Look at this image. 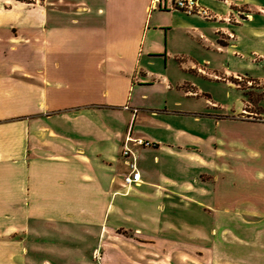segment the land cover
Segmentation results:
<instances>
[{
  "label": "crops",
  "instance_id": "1",
  "mask_svg": "<svg viewBox=\"0 0 264 264\" xmlns=\"http://www.w3.org/2000/svg\"><path fill=\"white\" fill-rule=\"evenodd\" d=\"M197 2L214 17L151 0H0V264H165V250L192 264L181 250L215 244L227 263L244 264L231 246L264 264V115L244 117V95L230 110L184 103L191 83L153 68L171 55L155 31L207 40L209 24V47L241 71L214 77L264 88V0ZM128 134L150 144L129 143L140 180L124 185Z\"/></svg>",
  "mask_w": 264,
  "mask_h": 264
},
{
  "label": "rangeland",
  "instance_id": "2",
  "mask_svg": "<svg viewBox=\"0 0 264 264\" xmlns=\"http://www.w3.org/2000/svg\"><path fill=\"white\" fill-rule=\"evenodd\" d=\"M156 9L158 8L156 7ZM201 32H203L207 40L202 37L200 39L197 38L198 40H193L192 37H187V35L185 36L181 29H176L171 30L166 41L163 36V32L161 33L158 30L155 31L154 33L157 35V42H159L160 45H163L164 42L167 43L171 55L164 54L161 58H159V60L154 59L153 68L155 70H163L169 83L173 86L177 83H191L193 89L196 90L197 93L188 99L179 97L184 103L190 101L195 104L194 106L196 108H203L205 106L204 102L207 98V100L209 99L214 101L216 104H222V106L227 105L230 110L234 104L241 99V96L244 95L245 110L253 112H244V117H251L256 120L261 118L262 115H264V111L262 112V108L264 109L263 85H259L258 82H256V89H253V81H246L241 78L237 79V81H233L234 83H239V87L241 89L238 90L235 88L233 83H231L232 79L230 76H226L223 79H216V77H214V73L219 74L221 77L224 76L223 66L226 64H230V68L236 69L237 72L241 71L237 67L235 59L232 57L224 58V55L221 57L216 52H213L209 47L211 44L209 42L211 39L210 37H212L209 24H205ZM198 34H200V32L197 33V35ZM194 61L196 62V65L191 66L190 62ZM198 67H200V69ZM228 85H230V87ZM234 108H236V105ZM213 109L220 110L219 108ZM188 218L189 217H185V219L189 221L195 220V217L192 216L189 219ZM118 232L120 236L118 239L125 240L123 236H130L129 231L124 227L118 228ZM220 248L221 244H215L212 249H204L200 248V246L199 248L193 249L186 248L185 250H181L180 258L184 261H190L192 264H236L227 263V261H233L224 257ZM171 252L172 251L165 250V264H169V260L172 259L173 252ZM189 253L193 255V259L189 256ZM237 253L240 254L242 259L241 262L244 264H256V254L253 250L237 251L235 247L232 248L230 246V254H232V258L233 256L236 258Z\"/></svg>",
  "mask_w": 264,
  "mask_h": 264
},
{
  "label": "built area",
  "instance_id": "3",
  "mask_svg": "<svg viewBox=\"0 0 264 264\" xmlns=\"http://www.w3.org/2000/svg\"><path fill=\"white\" fill-rule=\"evenodd\" d=\"M150 7H159L162 9L172 7L187 14H197L205 18L214 17L212 12L207 7L199 5L197 0H170L169 2H167V0H151ZM129 143L137 145L150 144L148 140L132 137L130 134L125 137L121 151L122 156L126 159V165L128 167V170L122 176L124 185L135 184L140 180V173L137 168L136 158L131 151Z\"/></svg>",
  "mask_w": 264,
  "mask_h": 264
},
{
  "label": "trees",
  "instance_id": "4",
  "mask_svg": "<svg viewBox=\"0 0 264 264\" xmlns=\"http://www.w3.org/2000/svg\"><path fill=\"white\" fill-rule=\"evenodd\" d=\"M262 113V112H261Z\"/></svg>",
  "mask_w": 264,
  "mask_h": 264
}]
</instances>
